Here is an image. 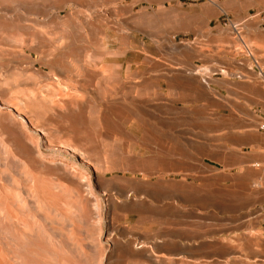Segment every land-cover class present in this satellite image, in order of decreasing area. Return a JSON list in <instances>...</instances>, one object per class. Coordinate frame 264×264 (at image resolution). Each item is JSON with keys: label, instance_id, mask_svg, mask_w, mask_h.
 <instances>
[{"label": "rangeland", "instance_id": "rangeland-1", "mask_svg": "<svg viewBox=\"0 0 264 264\" xmlns=\"http://www.w3.org/2000/svg\"><path fill=\"white\" fill-rule=\"evenodd\" d=\"M200 1L264 22V0ZM73 10L45 22L30 0H0V264H158L149 240L174 230L177 203L156 167L157 84L141 81L156 75L163 38L179 41L180 9L135 13L128 28L117 15L103 31ZM230 260L264 264V253Z\"/></svg>", "mask_w": 264, "mask_h": 264}, {"label": "crops", "instance_id": "crops-1", "mask_svg": "<svg viewBox=\"0 0 264 264\" xmlns=\"http://www.w3.org/2000/svg\"><path fill=\"white\" fill-rule=\"evenodd\" d=\"M30 2L46 15L42 21L50 22L55 7L76 9L102 31L117 15L128 28L135 13L180 9L181 36L163 38L155 75L156 167L160 188L173 185L177 223L149 241L165 256L158 264H252L230 257L264 253V22L200 0L190 7L182 0ZM142 246L152 258L150 244L133 243Z\"/></svg>", "mask_w": 264, "mask_h": 264}, {"label": "bare ground", "instance_id": "bare-ground-1", "mask_svg": "<svg viewBox=\"0 0 264 264\" xmlns=\"http://www.w3.org/2000/svg\"><path fill=\"white\" fill-rule=\"evenodd\" d=\"M108 76H110L109 74L108 75H104V78L106 79ZM143 79L141 81V88L142 90L146 88V82H147V85H153L155 87V85L157 84V77L154 75V76H150V77H147V76H142ZM160 78V77H159ZM141 79V78H140ZM137 81V80H136ZM134 82V81H133ZM173 84V83H171ZM140 84H134L132 86V88H135V87H139ZM153 99V98H152ZM142 102L145 101V100H141ZM133 106V105H132ZM157 109V107H156ZM140 111V110H139ZM137 110H134L133 113H134V116L137 118V123H136V126L139 128V129H142L145 125H147L145 123V118L143 117L142 113L139 112ZM134 117V118H135ZM74 132V135L78 138V137H82L81 135V131L80 129H74L73 130ZM90 134V133H89ZM83 140V139H82ZM70 142L66 143L64 141H60L58 143V146H61V147H64V148H69L71 149L72 151L74 152H79L80 155H81V158L84 159V160H89V155L88 154H85V151L83 150V146L82 145H74V144H69ZM186 144V143H185ZM199 144V143H198ZM185 147V146H184ZM195 148V147H194ZM200 148V147H199ZM186 149V148H185ZM196 150H198L196 148ZM94 157V156H93ZM96 158V157H95ZM62 164L64 165H67L73 169H75L76 171H81L79 169H77V167L75 166V163L71 160H68L67 158H65L64 160L61 161ZM46 164V163H45ZM48 167L50 166L49 164H46ZM59 166V165H58ZM61 169H62V166H59ZM63 170V169H62ZM64 171V170H63ZM64 173H66V171H64ZM112 198H113V195H112ZM111 198V199H112ZM116 201V200H115ZM112 202V201H111ZM114 202V201H113ZM112 202V203H113Z\"/></svg>", "mask_w": 264, "mask_h": 264}, {"label": "built area", "instance_id": "built-area-1", "mask_svg": "<svg viewBox=\"0 0 264 264\" xmlns=\"http://www.w3.org/2000/svg\"><path fill=\"white\" fill-rule=\"evenodd\" d=\"M262 128H264V124L262 125Z\"/></svg>", "mask_w": 264, "mask_h": 264}]
</instances>
